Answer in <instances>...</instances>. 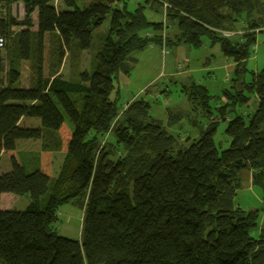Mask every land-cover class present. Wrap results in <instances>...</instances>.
<instances>
[{
  "label": "trees",
  "instance_id": "obj_1",
  "mask_svg": "<svg viewBox=\"0 0 264 264\" xmlns=\"http://www.w3.org/2000/svg\"><path fill=\"white\" fill-rule=\"evenodd\" d=\"M19 2L26 11L23 24L13 13ZM0 4V35L6 39L0 52L8 48L13 28L24 27L9 60L0 58V156L7 154L11 163L9 172L0 173V264H264L261 210L235 202L244 171L264 189V67L245 78L264 30V2L145 0L134 9L129 0H91L83 9L75 0ZM147 10L163 14L175 34L164 40V21H150ZM108 16L94 71L81 73L79 81L64 79L65 53L73 46L91 49L94 32ZM226 31L236 35L226 37ZM48 34L56 37L57 61L46 75ZM205 40L219 44L235 66L218 107L211 106L205 86L185 88L192 110L206 118L197 139L171 134L150 115L145 100L118 108L115 79L129 73L132 53L154 44L199 48ZM21 61L35 63L28 87L20 85ZM251 100V113L235 114ZM24 117L38 118L41 127H21ZM171 117L169 125L182 116ZM221 122L231 143L220 152L215 135ZM18 140L43 142L34 171L23 165ZM54 148L65 154L56 178ZM7 193L28 196V207L2 209ZM72 201L84 210L81 241L50 227Z\"/></svg>",
  "mask_w": 264,
  "mask_h": 264
},
{
  "label": "rangeland",
  "instance_id": "obj_2",
  "mask_svg": "<svg viewBox=\"0 0 264 264\" xmlns=\"http://www.w3.org/2000/svg\"><path fill=\"white\" fill-rule=\"evenodd\" d=\"M75 1L80 9L91 4V0ZM261 1L264 2V0ZM144 2L145 0H129V6L131 9H134L139 4H144ZM13 13L19 24H23L26 18V11L22 2L16 5ZM146 15L150 21H164L163 14L147 10ZM31 18L33 23L37 21L35 14ZM110 20L111 17L108 16L104 24L94 32L91 49L81 51L79 48H74L73 46L72 51L69 50L65 53L60 66V73L64 79L79 81L81 73L85 71L92 73L94 71L96 56L102 42V37L109 29ZM243 27L244 24H239L237 32L241 33ZM35 29L34 23L32 30ZM19 31L20 27L13 28V35L8 38V48L0 52V58L4 57L8 61L9 56L14 53L16 34ZM173 34H175V29L164 21V40L172 37ZM50 35L48 34L44 51V73L46 75L49 74L50 67L57 61L56 54H54L55 46L57 45L56 37ZM131 56L135 61L129 63V73L120 72L115 79V90L112 94V99H116L118 108L123 110L127 103L131 101L145 100L151 106L150 115L160 120L171 134L183 140L188 138L195 139L193 137L195 134L199 137L201 129L205 126L206 118L199 110H192L185 88L193 84L205 86L209 90L210 95L213 96L211 106H220L223 103V92L232 86L233 69L235 66L233 60L227 58L222 53L219 44L212 46L207 40L199 48L189 45L167 47L154 44L143 51L132 53ZM34 64L33 61L19 62L21 86L28 87L31 85ZM6 67H8V64H6ZM247 67L248 73L245 76L246 79H249L251 76V71L259 72L264 67V30L257 35V42L254 49H252ZM254 107L255 101L251 100L246 106L237 107L235 114L251 113ZM170 117L171 119H174V117L181 118L175 124L169 125L171 121ZM226 126V123L221 122L215 135V142L220 152L228 149L231 143L230 138L225 134ZM21 127L38 128L41 127V122L38 118L24 117ZM56 138V143L58 144L60 141L58 134H56ZM107 140H112L111 136ZM16 144L26 170L28 172L34 171L40 163L43 142L40 140H18ZM64 155L60 149L53 151V178H56L58 175ZM10 170L11 163L8 155L4 153L0 156V173H6ZM262 190V187L259 185L255 186L253 190L244 186L238 191L235 200L237 204L245 209L253 208L261 210L259 228L263 225L264 216V196L261 193ZM7 196L10 197L3 199V205L7 209L23 211L30 203L28 196H18L9 193H7ZM44 202L47 203V200H42V206L45 205ZM83 220L84 210L72 201L60 208L58 220L50 227L52 232H56L59 236L81 241Z\"/></svg>",
  "mask_w": 264,
  "mask_h": 264
},
{
  "label": "crops",
  "instance_id": "obj_3",
  "mask_svg": "<svg viewBox=\"0 0 264 264\" xmlns=\"http://www.w3.org/2000/svg\"><path fill=\"white\" fill-rule=\"evenodd\" d=\"M19 3H21V2H19ZM18 4V3H17ZM16 4V5H17ZM16 5L14 6V8L16 7ZM35 15H36V17H37V12H35L34 13ZM3 15H4V9H3V5L2 4H0V19H2L3 18ZM37 19V18H36ZM35 23V25H37V21L36 22H34ZM24 27H20V30H22ZM36 29H37V27H36ZM35 29V30H36ZM205 124H207L206 122H205ZM195 139H197L198 138V135L197 134H195L194 136H193ZM4 154V153H3ZM2 155V154H1ZM241 178H242V186H241V188H243L244 186H247L249 189H251V190H253L254 189V185H253V180H252V172L251 171H244L243 173H242V175H241ZM261 193H262V195L264 196V189L261 191ZM5 197H10V196H7V194H3L2 196H1V207H2V209H7V207L6 206H4L3 205V203H4V198ZM10 201H13V200H10ZM7 202V201H6ZM263 202H264V200H263ZM12 203V202H11ZM261 228H264V216H263V225H262V227Z\"/></svg>",
  "mask_w": 264,
  "mask_h": 264
},
{
  "label": "built area",
  "instance_id": "obj_4",
  "mask_svg": "<svg viewBox=\"0 0 264 264\" xmlns=\"http://www.w3.org/2000/svg\"><path fill=\"white\" fill-rule=\"evenodd\" d=\"M223 35L226 36V37H232V36H235L236 35V32H233V31H226V32H223ZM6 46V39L0 35V50H3ZM229 80V79H227Z\"/></svg>",
  "mask_w": 264,
  "mask_h": 264
}]
</instances>
